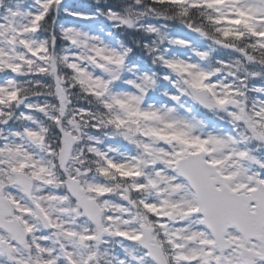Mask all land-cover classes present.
Instances as JSON below:
<instances>
[{"label":"snow or ice","instance_id":"obj_1","mask_svg":"<svg viewBox=\"0 0 264 264\" xmlns=\"http://www.w3.org/2000/svg\"><path fill=\"white\" fill-rule=\"evenodd\" d=\"M0 264H264V0H0Z\"/></svg>","mask_w":264,"mask_h":264}]
</instances>
